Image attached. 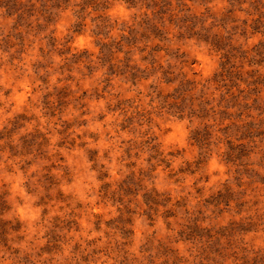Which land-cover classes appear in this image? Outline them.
I'll list each match as a JSON object with an SVG mask.
<instances>
[{
	"label": "rangeland",
	"instance_id": "374dc122",
	"mask_svg": "<svg viewBox=\"0 0 264 264\" xmlns=\"http://www.w3.org/2000/svg\"><path fill=\"white\" fill-rule=\"evenodd\" d=\"M44 1L0 7V264H264V36L228 21L224 48L237 49L215 81L224 51L182 29L175 2L156 15L148 1L97 0L80 19L83 0L57 3L50 17ZM187 3V14L221 30L204 13L221 17L226 1ZM147 13L163 39L144 28ZM186 79L194 109L244 98L242 119L263 132L244 157L227 155L219 121L205 135L206 119L180 111ZM153 188L163 201L151 209ZM188 218L208 231L185 232Z\"/></svg>",
	"mask_w": 264,
	"mask_h": 264
},
{
	"label": "trees",
	"instance_id": "16d2710c",
	"mask_svg": "<svg viewBox=\"0 0 264 264\" xmlns=\"http://www.w3.org/2000/svg\"><path fill=\"white\" fill-rule=\"evenodd\" d=\"M42 1V0H41ZM64 0H47L44 1L45 5L43 7H45L46 12L48 13V17H50L52 15V10L54 7H58L60 6L57 3H61ZM93 1V2H92ZM126 2H134L135 0H125ZM144 1H148L150 4H147V8H151L152 9H157V14L155 12L156 15L162 14L164 13V9H171L173 8V2L176 3L177 5V10H178V15H180V22L182 25V29H186L190 35H192V37L196 36L198 39L203 40L204 42H206L208 45H211L216 51H224L223 56L224 58H226V60L224 61V64L222 66V71H220V73H216L214 75V79L217 76H221V77H226L228 76V74L232 71V67L230 64V58L232 57L231 53L233 50H236L237 48L231 46V44H229V48L227 50H225L224 45L226 43V41L228 40H232V36H234V32H232L234 29H238L240 28L241 30V35H247L248 33H250L251 35L254 34H261L264 36V0H222V1H226L227 2V6L225 7V10L222 12V16L217 18L216 16H212L213 13H211V8H206L207 9V13H204L205 16H208L209 18H213L215 23L211 24V28H215V29H220V31L218 32H210L208 30L209 27L205 26V22L207 21L206 19H202L201 17H197L193 14H187V12L190 11L189 6L187 5V1H195V0H144ZM215 0H205V2L212 3ZM81 8L80 10H77V17L78 18H82V14L85 11V8L91 6L94 7L95 10H98L99 8H96L99 4L97 2V0H83L82 1ZM151 5V6H150ZM0 7L5 8L8 11V14L11 13V11H18V10H22L23 8L26 10H31L33 9V7H35V4L32 3V0H0ZM103 9V11H105L106 9H108L106 6H104V3L101 6ZM23 11V10H22ZM237 12H243L246 15V19L244 20H237L236 15H234ZM207 14V15H206ZM176 15V14H175ZM203 15V16H204ZM104 20L102 21V24H100L101 26L98 27H102V28H106L108 27L107 22H109L107 20V16L103 15ZM172 17V16H171ZM170 17V18H171ZM49 18H47L48 21ZM172 19V18H171ZM219 20V23H217ZM203 21V22H202ZM228 21L230 22H238L240 21L241 24L236 25L234 24V26H232L230 29L232 31H230L228 27ZM142 23L144 24V28L148 29H152L153 32L155 33V35L162 37L161 35V30L158 29V27H156V25H154V23L151 22V19L148 16V13L146 14V18L142 21ZM204 23V24H203ZM200 24L199 29L203 32H205L204 34H201V32L197 29V25ZM82 25V22H78L76 23V27H80ZM155 28V29H154ZM133 30V28H132ZM228 35H224V34ZM231 35V37H230ZM147 38H149V36H147ZM166 40V38H164ZM162 41V40H161ZM106 46V44H104V47ZM159 45H155V47L152 49L153 51L150 53L152 56L154 55L155 52H159ZM262 47V46H261ZM152 62H156L154 56H153V60ZM253 72H258V70H255ZM172 75V73L170 71H166L164 72V78H165V82L167 83H173L174 82V77L170 76ZM256 74H254V78H255ZM253 77V76H251ZM257 77V76H256ZM258 80H259V76H258ZM217 81V80H215ZM223 81V80H222ZM245 81V80H244ZM184 85H179L176 89H178L177 91L180 92V102H187L184 106V108H181V112L185 113L182 109H186V107H188V110H186L188 113H190V115H197L198 117L202 118L204 121L206 119L205 122H208L205 124L204 126V133L205 135H209L210 134V130L211 127L213 126L212 124H209V121L212 119L213 121H219L220 125H223L221 129V131H223L224 135H225V142L227 145V155L229 156H233L234 154H239L240 157H244L246 155V153H248V148L247 145L249 144V142H253V137H255L254 131H257L258 133H260V135L263 133L261 130V127H254V122L252 121H248L245 122L242 119L243 116V112L241 111V108H247L248 104L244 103V98H243V102H237L239 99V96L235 95V94H229L226 97V95L222 96V101L226 102L224 104H218V107L216 108L215 104H212L210 102H207L206 99H202L200 102H197L196 108L194 109L193 107V102H194V97L193 95H185L183 93V87L184 86H191L192 89V85L194 83V81H190L188 79L184 80ZM246 83V81H245ZM247 84V83H246ZM183 86V87H182ZM182 92V93H181ZM204 93V92H203ZM203 97V96H202ZM226 99V100H225ZM190 102L189 106L188 103ZM187 105V106H186ZM238 107L235 112H232L231 109ZM251 116V115H250ZM227 122V123H226ZM215 124V123H214ZM200 137H204L203 134H200L198 132H193L192 133V139H196V141H201L199 140ZM201 139V138H200ZM151 149L155 152L158 153L159 155V160L162 163H165L166 161L164 159H166V155H164V153L158 148V146H152ZM236 156V155H235ZM167 165L169 166V164L167 163ZM151 166H153V164H151ZM154 170V169H153ZM106 175V174H104ZM104 190L105 196H111V197H115L117 196V201L120 202L121 204H123L121 198H119V194L116 193V191H108V184L105 183L104 185ZM125 187V186H124ZM120 189H122V191H129V187H125L123 188V185L120 186ZM149 196V202L147 203L148 205H151V209L153 206L156 205H160V196H162V194H160L156 189H151L150 192L147 193ZM115 195V196H114ZM164 197V196H163ZM114 199V198H113ZM165 199L167 200V202H169L171 199L170 197H165ZM125 206V204H124ZM183 206V205H182ZM177 207L178 204L177 203H173V206L169 209H166V211L168 213H172V211H177ZM188 212V211H187ZM189 213V212H188ZM122 215H124L122 213ZM174 216H176L175 214H173ZM125 218V219H123ZM121 221V223H123V220H125L124 223H130V217L127 215V217L121 216L119 218ZM188 223L189 226H187L186 224L184 225V231L186 232L187 230L188 233H190L191 235L193 234L192 231H203L204 229L206 230L207 228H204L201 226V220L196 219V218H188ZM3 225H5V223H2ZM208 231V229H207ZM130 232V230H129ZM53 240H50L51 243H53Z\"/></svg>",
	"mask_w": 264,
	"mask_h": 264
}]
</instances>
